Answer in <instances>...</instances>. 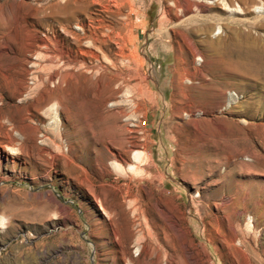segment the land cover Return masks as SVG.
<instances>
[{
	"label": "rangeland",
	"instance_id": "rangeland-1",
	"mask_svg": "<svg viewBox=\"0 0 264 264\" xmlns=\"http://www.w3.org/2000/svg\"><path fill=\"white\" fill-rule=\"evenodd\" d=\"M262 50L264 0H0V264H264Z\"/></svg>",
	"mask_w": 264,
	"mask_h": 264
},
{
	"label": "bare ground",
	"instance_id": "bare-ground-1",
	"mask_svg": "<svg viewBox=\"0 0 264 264\" xmlns=\"http://www.w3.org/2000/svg\"><path fill=\"white\" fill-rule=\"evenodd\" d=\"M173 2V1H172ZM171 2V3H172ZM177 2V1H176ZM80 3V2H79ZM175 4V3H174ZM73 6V5H72ZM100 6V5H99ZM102 6V5H101ZM110 7V6H109ZM109 10V9H108ZM254 10H255V12H261L263 9L261 8V7H255L254 6ZM86 12V11H85ZM108 12V11H107ZM100 17V16H99ZM94 21V20H93ZM106 23V22H105ZM103 27H106V26H104L103 25ZM94 29V28H93ZM99 31V30H98ZM90 35H91V33H90ZM95 37H97V36H95ZM99 37V36H98ZM96 39V38H95ZM97 39H99V38H97ZM102 42V41H101ZM78 45V44H77ZM256 55L258 56V57H264V50H262V51H260V52H258V53H256ZM132 159H133V161L134 162H139L140 161V153L139 152H135L134 154H133V157H132ZM126 161V160H125ZM114 162V161H113ZM112 162V163H113ZM143 163V162H142ZM111 164V163H110ZM136 164V163H135ZM113 165V167L115 168V170L117 169L121 174H122V172L124 171L122 168H121V166L118 164V163H113L112 164ZM127 171H136L135 170V168H134V165L132 166V165H129L128 167H127ZM137 171H139V170H137ZM138 173V172H137ZM130 210V209H129ZM133 210V209H132ZM2 221V220H1ZM172 227H174V225H172ZM175 228V227H174ZM249 230V229H248ZM143 238V237H142ZM144 240V239H143ZM136 244V243H135ZM128 261V260H127ZM157 261V260H156ZM158 264H159V260H158Z\"/></svg>",
	"mask_w": 264,
	"mask_h": 264
}]
</instances>
